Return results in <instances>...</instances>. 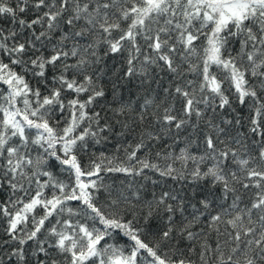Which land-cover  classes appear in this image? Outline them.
Listing matches in <instances>:
<instances>
[{
  "label": "snow or ice",
  "instance_id": "obj_1",
  "mask_svg": "<svg viewBox=\"0 0 264 264\" xmlns=\"http://www.w3.org/2000/svg\"><path fill=\"white\" fill-rule=\"evenodd\" d=\"M0 264H264V0H0Z\"/></svg>",
  "mask_w": 264,
  "mask_h": 264
}]
</instances>
